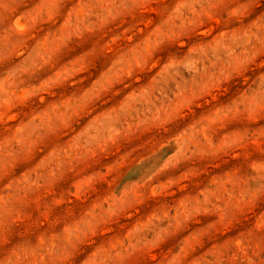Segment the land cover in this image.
<instances>
[{
    "label": "rangeland",
    "instance_id": "rangeland-1",
    "mask_svg": "<svg viewBox=\"0 0 264 264\" xmlns=\"http://www.w3.org/2000/svg\"><path fill=\"white\" fill-rule=\"evenodd\" d=\"M0 264H264V0H0Z\"/></svg>",
    "mask_w": 264,
    "mask_h": 264
}]
</instances>
